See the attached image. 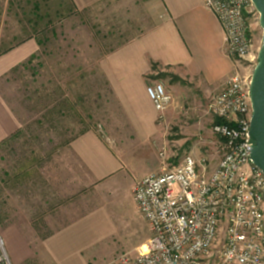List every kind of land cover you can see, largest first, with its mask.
<instances>
[{
  "label": "rangeland",
  "instance_id": "rangeland-1",
  "mask_svg": "<svg viewBox=\"0 0 264 264\" xmlns=\"http://www.w3.org/2000/svg\"><path fill=\"white\" fill-rule=\"evenodd\" d=\"M147 2L103 0L82 10L73 0H0V48L38 44L32 60L0 79V92L21 125L0 144V235L12 264H17L14 259L21 257L25 243L40 251L42 240L59 223L73 221L72 227L78 228L80 218L92 211L85 219L92 222L90 252L102 264H119L121 255H135L133 248L150 235L130 197L133 182L150 163L125 164L105 182V192L99 196L94 186H80L81 178L89 174L69 148L89 125L104 136L107 123L125 116L116 102L114 108L106 104L112 99L105 97L96 64L145 32ZM250 35L251 59L262 46L260 17L252 22ZM171 76L175 75L159 70L148 82H162L174 97L167 122L158 123V166L152 173L162 171L159 154L164 150L171 166L189 154L197 161L209 159L212 172L225 156L213 129L221 123L214 100L225 86L208 91L201 80L191 84Z\"/></svg>",
  "mask_w": 264,
  "mask_h": 264
},
{
  "label": "built area",
  "instance_id": "built-area-1",
  "mask_svg": "<svg viewBox=\"0 0 264 264\" xmlns=\"http://www.w3.org/2000/svg\"><path fill=\"white\" fill-rule=\"evenodd\" d=\"M202 1L221 24L225 53L234 63L214 100L222 123L213 129L225 156L208 172L207 158L188 154L171 166L167 151L160 152L162 171L143 177L133 190L151 238L135 255H121L119 264H264V173L252 160L250 88L258 63V56L250 59V28L260 13L253 0ZM146 92L158 123H166L172 93L160 81ZM0 264H12L1 235Z\"/></svg>",
  "mask_w": 264,
  "mask_h": 264
},
{
  "label": "crops",
  "instance_id": "crops-1",
  "mask_svg": "<svg viewBox=\"0 0 264 264\" xmlns=\"http://www.w3.org/2000/svg\"><path fill=\"white\" fill-rule=\"evenodd\" d=\"M101 1L73 0L82 10ZM145 9L148 26L145 32L125 41L96 64L100 81L105 85V97L112 99L106 104L113 107L116 102L125 116L122 121L107 123L104 136L89 125L69 144L74 157L89 174L87 179L81 178L84 183L80 186H94L99 196L105 192V182L125 164L150 163L151 167L131 186L133 198L136 184L158 166L155 143L161 131L155 106L146 92L154 73L169 71L191 84L201 80L205 84L203 90L210 91L225 85L234 68L225 53L221 24L202 0H148ZM37 50L38 44L29 41L1 55L0 79L32 60ZM20 127L15 112L0 92V144L18 133ZM92 214L81 217L75 229L73 221L59 223L54 233L42 240L40 251L31 250L25 243L23 254L14 261L17 264H102L90 252L92 222L85 219ZM150 236L151 233L133 251L137 253Z\"/></svg>",
  "mask_w": 264,
  "mask_h": 264
},
{
  "label": "water",
  "instance_id": "water-1",
  "mask_svg": "<svg viewBox=\"0 0 264 264\" xmlns=\"http://www.w3.org/2000/svg\"><path fill=\"white\" fill-rule=\"evenodd\" d=\"M260 13V24L264 34V0H253ZM251 83L252 120L251 137L255 145L252 160L264 173V36Z\"/></svg>",
  "mask_w": 264,
  "mask_h": 264
},
{
  "label": "trees",
  "instance_id": "trees-1",
  "mask_svg": "<svg viewBox=\"0 0 264 264\" xmlns=\"http://www.w3.org/2000/svg\"><path fill=\"white\" fill-rule=\"evenodd\" d=\"M10 49H6V50H2L1 48H0V56L1 55H3V54H5L7 51H9ZM154 70H157V67L156 66H154ZM168 75V74H167ZM171 78H173V80H176V79H178V78H176L175 76H171ZM221 123H222V120L220 121Z\"/></svg>",
  "mask_w": 264,
  "mask_h": 264
},
{
  "label": "bare ground",
  "instance_id": "bare-ground-1",
  "mask_svg": "<svg viewBox=\"0 0 264 264\" xmlns=\"http://www.w3.org/2000/svg\"><path fill=\"white\" fill-rule=\"evenodd\" d=\"M142 250H144V247L142 248Z\"/></svg>",
  "mask_w": 264,
  "mask_h": 264
}]
</instances>
